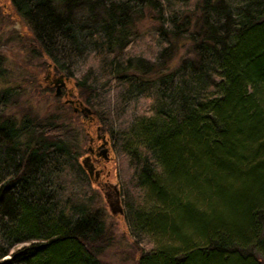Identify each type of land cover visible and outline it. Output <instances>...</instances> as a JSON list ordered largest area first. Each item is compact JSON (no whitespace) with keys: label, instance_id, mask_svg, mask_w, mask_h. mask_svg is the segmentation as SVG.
I'll return each instance as SVG.
<instances>
[{"label":"trees","instance_id":"trees-1","mask_svg":"<svg viewBox=\"0 0 264 264\" xmlns=\"http://www.w3.org/2000/svg\"><path fill=\"white\" fill-rule=\"evenodd\" d=\"M7 3L30 28L32 54L39 49L56 66L72 62L86 36L99 54L101 70L77 81L92 107L82 113L86 126L97 116L117 120L94 105L110 87L121 86L123 102L133 88L153 97L117 136L109 129L158 206L141 211L135 195L123 201V214L154 233L179 236L191 228L201 243L176 253L142 250L136 264H264V0ZM147 12L156 22L153 60L125 51ZM3 64L0 51V78ZM23 93L0 83V264H105L101 210L82 192H61L88 182L74 111L60 115L69 103H52L44 117L12 111ZM116 100L111 90V104ZM186 188L202 209L195 199L189 204Z\"/></svg>","mask_w":264,"mask_h":264},{"label":"rangeland","instance_id":"rangeland-1","mask_svg":"<svg viewBox=\"0 0 264 264\" xmlns=\"http://www.w3.org/2000/svg\"><path fill=\"white\" fill-rule=\"evenodd\" d=\"M6 1L7 0H0V51L3 53V67L5 69L4 77L0 78V83L2 81H7L11 84H17L20 86V89L24 90L23 95L15 100L10 109L22 114L26 111H30L27 113L32 112L44 117L48 113L53 112L48 111L51 109L49 107L52 103L55 104V108L61 105V103L66 104L64 100L68 95H70L72 97L70 99L74 101H82V98H86L85 94H82L83 92L77 86L78 79L82 74L88 73L95 75V73L101 70V65L99 64L100 56L96 54L94 50H91L90 40L87 36L83 39V43L85 44L83 50L79 51L80 54L74 61L66 63L62 61L56 66L47 56H44L39 49H34L33 54L29 51L30 47L33 48V46H37L30 32V28H28L25 22L12 11L13 8L10 7L9 3L5 6ZM155 24L153 13L150 14L147 12L146 17L137 25V33H139V36L135 37L125 51L129 54L143 55L148 58V60H153V56L158 49V45L151 38L154 35ZM67 71H71V75L67 73ZM49 74L62 79L64 82V84L60 85V88L62 86H64V88H62L61 94H59L58 97L55 96L54 83L47 80ZM111 83H113V80L110 81V86ZM134 86H136V84L131 88ZM107 87H109V85L104 88ZM117 88L118 87H110V90H105L106 92L100 94L99 98L94 102L98 113H104V116H100H108L109 118L116 117L117 120L114 122L108 120L105 124V122H103L105 120L97 116V121L88 127L85 124L86 117L82 115L81 110L71 115V123L77 127L78 131L76 149L79 151V162L81 163L84 155L88 153L87 147L90 145V133L94 136L95 142L97 143L95 153L103 148L102 140L96 137L95 134V130L100 126L101 133H105V137L108 140V158L107 160L104 159L100 153L99 155H95L94 153V156H91L96 170L100 171L101 169V176H98L96 182L91 180L84 167L88 179L87 184L83 186L84 182H82L80 187L75 184L72 188L67 187L65 192L63 190L61 192L64 193L63 196H66L68 193L67 190L75 194H81L82 192L91 199L90 202L93 207H98L101 210L105 222V241L107 243L99 254V257L105 264H136L138 254L142 250L151 249L152 247L162 250L165 249L173 253L195 247L197 244L201 243V237L195 233V231H192L191 228H185L184 235L182 234L179 236H171L168 233L167 235L159 231L154 233L141 226L137 228L134 222L129 223V219L127 220L124 214H113L109 209L108 199H110L112 193H114V185L118 188L121 206H123V201L125 199L131 202L136 195L138 196L137 200L141 211H145L148 207L158 208V206L153 205L154 202L149 195L146 196V189L143 188L142 183L137 180L138 173L134 171V167L129 163L128 157L125 152L122 151L120 140L114 141L115 144L113 146L111 135H109V129L113 125L111 130L115 132L114 134L117 136V127L119 125L128 126L135 116L150 107L154 101L153 97L150 96L147 91L146 93L139 94L136 92V89L133 88V90H131L132 92H130L129 95L127 94V98L123 102L119 94L121 86ZM115 89L117 90L118 100L111 104L110 93L111 90L113 91ZM106 96H109V100H107ZM74 101L72 103H75ZM96 103L99 105H96ZM67 105L70 107L64 105L65 112H61V116H66L71 111L73 104ZM84 105L86 104L84 103ZM90 108L92 107L90 106ZM61 116H59V118H62ZM95 158L98 160H95ZM78 188H85V190H78ZM105 192H107L108 195H106ZM182 194L189 198V204H193V199L198 201L199 205L197 204L195 206V204H193V207H196V209H202L204 206L201 199L196 197L197 193H194L191 189L186 188ZM113 203L115 204V202ZM169 227H171V225H169ZM20 245L21 244H18L17 246Z\"/></svg>","mask_w":264,"mask_h":264},{"label":"water","instance_id":"water-1","mask_svg":"<svg viewBox=\"0 0 264 264\" xmlns=\"http://www.w3.org/2000/svg\"><path fill=\"white\" fill-rule=\"evenodd\" d=\"M48 72H49V70H48ZM59 80H60V82H57V81L55 82V95L60 94V92H61L60 85L64 84L62 79H59ZM65 101H68V99H65ZM72 109H73V111L81 110V112L84 115H89L91 113V109L87 105H84L81 101H76L75 104H73ZM98 130L99 129L97 128L96 137H98L102 140L103 148L100 151L96 152L95 155H99V153H100V154H102L104 159L107 160V158H108V154H107V152H108V147H107L108 140L106 139L105 134L104 133L100 134L98 132ZM91 140L92 139H89V143L91 142ZM87 152L88 153L86 155H84V157L82 158L81 163H82L83 167L86 168L91 180L96 182L99 171L96 170L95 165L93 164V162L91 160V154H93V152H94L91 145H89L87 147ZM113 192L114 193H112L111 198L110 199L107 198L109 209L113 214H117V213L123 214L124 209H123V206L120 205L119 191H118L117 186H115V185H114V191ZM105 193H106V195H108L107 192H105ZM113 202H115V204Z\"/></svg>","mask_w":264,"mask_h":264},{"label":"flooded vegetation","instance_id":"flooded-vegetation-1","mask_svg":"<svg viewBox=\"0 0 264 264\" xmlns=\"http://www.w3.org/2000/svg\"><path fill=\"white\" fill-rule=\"evenodd\" d=\"M47 80H49V81H51V83H54V86H55V82L57 81V82H60V80H59V78H56L54 75H51V74H49L48 76H47ZM62 88H64V86H62L60 89H61V91H62ZM60 94H61V92H60ZM67 98L66 99H68V101H66V103H69V104H75V103H72L74 100L73 99H70V98H72L70 95H68V96H66ZM72 100V101H71ZM74 102H76V101H74ZM89 139H92L91 140V142H90V145L92 146V148H93V150H94V152H93V154L95 153V151H96V146H97V143L95 142V138H94V136L90 133L89 134ZM93 154H91V156H94ZM95 160H98L97 158H95ZM96 168V167H95ZM100 172H101V169H100V171H99V174H98V176H101L100 175ZM98 176H97V179H98Z\"/></svg>","mask_w":264,"mask_h":264}]
</instances>
